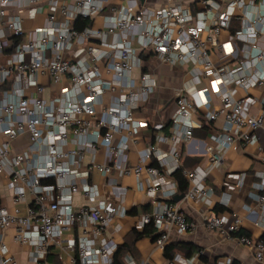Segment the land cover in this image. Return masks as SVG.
Segmentation results:
<instances>
[{"label": "built area", "instance_id": "built-area-1", "mask_svg": "<svg viewBox=\"0 0 264 264\" xmlns=\"http://www.w3.org/2000/svg\"><path fill=\"white\" fill-rule=\"evenodd\" d=\"M18 1L0 0V178H6L13 197L12 208L0 204V264H20L5 241L8 229L15 243L28 248L33 264H113L119 246L115 235L122 231L117 218L127 211L113 200L100 199L91 177L98 173L112 179L115 171L149 176L144 192L152 211L141 214L137 229L153 223L155 248L164 253L175 235H185L193 227L180 203L173 201L177 185L171 174L182 167L179 146L194 140L196 127H211L222 119L206 145L209 167L182 170L188 181L185 199L201 205L215 195L206 183L210 171L221 167L230 151L257 144V131L264 128V47L256 43L264 33V0H196L204 7L197 14L182 0H128L104 16L103 26L82 31L73 22L79 16L93 19L102 14L109 0H28L32 13L47 10V25L28 32L23 27L25 7ZM11 6L16 7L14 14L9 13ZM245 6L260 12L249 19L250 32L237 31L221 41L235 11ZM238 19L244 21V16ZM212 48L218 50L220 61L213 58ZM142 53L162 65L186 68L192 83L173 90L171 151L151 143L132 165L128 152L134 134L148 125L135 120L134 111L159 87L149 72L132 76L142 67ZM44 73L60 85L51 99H44L38 80ZM252 89L261 94L251 95ZM240 90L246 94L240 96ZM195 114L203 121H194ZM163 127L155 125L157 130ZM23 137L27 143L19 149L17 142ZM167 140L157 136L159 143ZM167 156L172 165L166 173L147 164ZM111 182L117 191L119 181ZM76 195L85 202L78 207ZM255 199L264 203L262 194ZM205 221L208 229L250 248L256 260L264 262V238L238 234L240 216L232 222L222 216ZM203 253L186 261L193 263ZM182 261L177 253L162 263L147 258L128 264ZM217 264L241 263L227 256Z\"/></svg>", "mask_w": 264, "mask_h": 264}, {"label": "crops", "instance_id": "crops-1", "mask_svg": "<svg viewBox=\"0 0 264 264\" xmlns=\"http://www.w3.org/2000/svg\"><path fill=\"white\" fill-rule=\"evenodd\" d=\"M182 1L190 6L196 14L204 10V7L196 0ZM245 1L248 3V0ZM18 3L25 7L22 17L23 27L26 32L43 28L47 25L46 9H42L38 13H32L29 9L28 0H19ZM128 3V0H109L108 6H106L104 12L92 19V26H103L105 23L104 16L106 14H111L112 8L120 5H127ZM15 12L16 7L11 6L9 8V13L14 14ZM259 13V10L254 9L252 6H245L243 9H237L230 28L222 32L220 40H229L233 33L237 31L245 30L249 33V19L252 18L253 15H258ZM241 16H244V21L238 19V17ZM195 17L197 18V16ZM3 28L10 40V31L5 24H3ZM256 43L259 47H264V33L257 37ZM239 44L242 45L240 42ZM211 52L213 58L217 62L220 61L218 50L212 48ZM140 57L143 63L142 67L136 69L132 73V76L137 78L140 72H149L157 78L159 87L143 105L134 111V119L147 121L148 125L138 128L134 134L135 141L131 143L128 152L129 163L132 165L138 163L142 151L151 143H157L161 151H171L173 143L170 137L173 129L171 124L167 128H165V125L171 122L172 114L176 108L173 90L175 87L184 84L190 85L192 83L186 68L162 65L155 57L145 53L140 54ZM239 57L240 59H244L243 53H241ZM247 67L248 64L246 65V68ZM105 76L110 77L109 74H105ZM38 80L40 84L44 86V99H51L58 94L60 85L54 84L48 74H40ZM203 82V84L207 85L209 80L205 79ZM200 86L201 85H198V87ZM31 90L33 89H27L28 92ZM245 94L244 91H239L240 96H244ZM250 94L260 95L261 92L258 89H252L250 90ZM107 97H109V94ZM193 119L196 122L203 121V117L200 114H195ZM158 123L164 124V127L160 130L155 128V125ZM203 125L195 128L194 140L192 142L179 146L182 165L185 164L187 169L196 167L205 169L209 167L210 161L209 155L206 153V145L211 143L209 137L213 130L221 127L222 119H219L213 126H209L207 131L203 130ZM157 136H166L168 140L167 142L159 143L157 141ZM120 137L121 136L118 134L115 141H120ZM257 137V144L248 145L245 149L230 151L227 154L225 163L221 167L213 168L210 171L206 183L212 186L215 191V195L211 201L196 205L194 202L184 198L179 202L181 209L186 214L187 220L193 227L185 235H175L172 243L193 244L198 247V250L191 257L186 256L184 253L176 252L175 254L180 253L184 257V261L180 264H217L219 259L227 256L233 257L241 264H264V262L261 263L256 260L250 248L239 244L236 240L226 239L217 230L208 229L205 224L206 218L210 216H222L225 220L232 222L238 215L243 219L241 226L243 234L255 239L264 238V203H260L255 199L256 195H264V188L262 185V181L264 180V128L257 131ZM26 143L27 138L23 137L17 142V148L22 149L26 146ZM102 157L103 154L100 153L97 159L101 161ZM147 164L159 168L166 173L172 165V160L167 156L160 162L154 157L147 161ZM171 177L177 185V194H180L181 192H178L177 181L172 174ZM111 178L119 181L117 185L119 188L117 191L114 190L111 182L112 179L110 178H106L98 173H93L91 180L98 186L100 199L113 200L125 207L127 211L124 217L117 218V223L122 225V231L119 233L121 240L119 242L117 241L120 245L124 243L125 239L131 235L134 229L138 231L137 225L139 224L141 214L152 211L151 201L144 192L146 181L149 179V176L143 174L141 177L137 178L135 176H125L119 171H115ZM6 181L5 177L0 178V204L12 208L13 197L6 185ZM84 203L83 198L80 195H76L74 198V205L78 207ZM12 235L13 230L8 229L6 231L5 241L10 252L20 264H33L28 258V248L21 247L15 243ZM151 239V241H148V239L144 237L138 240L135 243V251L133 253H127L123 257V264H128L130 260L139 262L147 258H150L156 263H162L169 259L165 257L164 253H162L163 256L157 254L158 250L155 248L152 237ZM200 250H203L204 253L196 257L193 263H188L186 261L189 258L195 257ZM50 260L55 262L56 258L50 256Z\"/></svg>", "mask_w": 264, "mask_h": 264}, {"label": "trees", "instance_id": "trees-1", "mask_svg": "<svg viewBox=\"0 0 264 264\" xmlns=\"http://www.w3.org/2000/svg\"><path fill=\"white\" fill-rule=\"evenodd\" d=\"M88 26H92V19L90 18L79 16L73 22V27L79 31H82L84 28ZM170 124L171 122L165 125V128H167ZM208 129H209V126L207 124H204L203 130L207 131ZM183 169H187L185 164H183L181 168L175 170L172 173V176L178 183V192L186 193L188 190V181L182 174ZM154 232H155V229H154L153 223L146 225L144 230L141 232L134 229L131 235H129V237L125 239L124 243L118 246V249L114 255L113 264H123V261H122L123 257L127 253H133L135 251V243L144 237L154 238V234H155ZM238 234H243V232L240 231L238 232ZM197 250H198V247L194 246L193 244H179V243L171 242L167 246L166 250L164 251V254H165V257L172 258L176 252H180V253H184L188 257H191Z\"/></svg>", "mask_w": 264, "mask_h": 264}, {"label": "water", "instance_id": "water-1", "mask_svg": "<svg viewBox=\"0 0 264 264\" xmlns=\"http://www.w3.org/2000/svg\"><path fill=\"white\" fill-rule=\"evenodd\" d=\"M141 1H144V0H141ZM185 198V193H180V194H176L174 197H173V201L174 202H180L181 200H183ZM155 237V236H154Z\"/></svg>", "mask_w": 264, "mask_h": 264}, {"label": "rangeland", "instance_id": "rangeland-1", "mask_svg": "<svg viewBox=\"0 0 264 264\" xmlns=\"http://www.w3.org/2000/svg\"><path fill=\"white\" fill-rule=\"evenodd\" d=\"M2 62H3V59H0V64H1ZM115 238H116V240L119 242V241L121 240V236H120V234H116V235H115ZM146 239H148V241H151V240H152L151 237H146ZM153 243H154V242H153ZM162 253H163L162 251H158L157 254H160V255L163 256ZM153 262H155V261H153Z\"/></svg>", "mask_w": 264, "mask_h": 264}]
</instances>
